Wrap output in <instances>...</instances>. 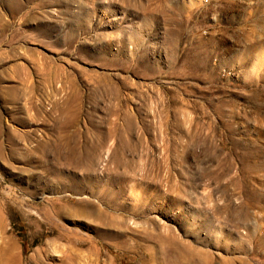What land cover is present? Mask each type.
I'll use <instances>...</instances> for the list:
<instances>
[{
    "label": "rangeland",
    "instance_id": "374dc122",
    "mask_svg": "<svg viewBox=\"0 0 264 264\" xmlns=\"http://www.w3.org/2000/svg\"><path fill=\"white\" fill-rule=\"evenodd\" d=\"M193 257L264 264V0H0V264Z\"/></svg>",
    "mask_w": 264,
    "mask_h": 264
},
{
    "label": "bare ground",
    "instance_id": "6f19581e",
    "mask_svg": "<svg viewBox=\"0 0 264 264\" xmlns=\"http://www.w3.org/2000/svg\"><path fill=\"white\" fill-rule=\"evenodd\" d=\"M198 262H199V260L196 259L195 257H193V259L191 260V263H193V264H196V263H198Z\"/></svg>",
    "mask_w": 264,
    "mask_h": 264
},
{
    "label": "trees",
    "instance_id": "16d2710c",
    "mask_svg": "<svg viewBox=\"0 0 264 264\" xmlns=\"http://www.w3.org/2000/svg\"><path fill=\"white\" fill-rule=\"evenodd\" d=\"M24 242V241H23ZM23 245H24V243H23Z\"/></svg>",
    "mask_w": 264,
    "mask_h": 264
}]
</instances>
